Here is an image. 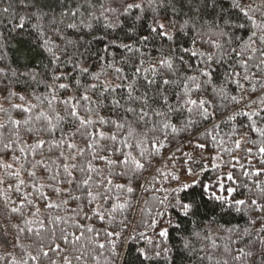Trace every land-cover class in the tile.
<instances>
[{"label":"snow or ice","instance_id":"6c2138e0","mask_svg":"<svg viewBox=\"0 0 264 264\" xmlns=\"http://www.w3.org/2000/svg\"><path fill=\"white\" fill-rule=\"evenodd\" d=\"M0 206L7 264H264V0H0Z\"/></svg>","mask_w":264,"mask_h":264},{"label":"trees","instance_id":"16d2710c","mask_svg":"<svg viewBox=\"0 0 264 264\" xmlns=\"http://www.w3.org/2000/svg\"><path fill=\"white\" fill-rule=\"evenodd\" d=\"M122 35V33H121ZM12 44H13V47H10L8 49V51L6 52V55L9 59V61L11 63H13V65L15 66L17 63H24V54L26 52V48L23 44L19 43L18 41H12ZM222 130L223 132H227L228 131V126L227 125H222ZM181 146V147H185V145H183L181 143V140L180 139H177L176 141L173 142L172 144V148L175 149L177 146ZM185 150H188L186 147H185ZM212 151L211 149V146L209 147V150L206 151L204 153V157L205 159L203 160V163L209 165V168L211 169V157L209 155V153ZM177 155L179 156L180 153L177 152ZM227 158V157H225ZM225 171H227V169H225ZM209 175H213V173H211V171L209 172ZM234 176L237 177V179H243L242 177L239 176V171L237 172H234ZM152 195L151 192L149 193H141V192H137L136 193V197H143L144 199H148L150 196ZM0 211H2V206H0ZM135 211V209L133 210ZM131 218V216H130ZM0 222H2V217H0ZM241 224H243L244 222L243 221H240ZM151 234V233H149ZM21 242L26 244V245H29V244H32L33 243V240L31 239H26V238H23L21 239ZM8 251H13L14 254H19V249H10V248H0V255H4L6 256ZM0 264H7L6 261H0Z\"/></svg>","mask_w":264,"mask_h":264}]
</instances>
